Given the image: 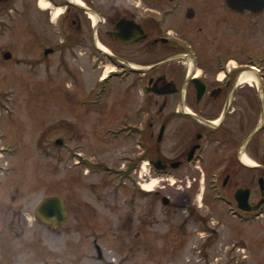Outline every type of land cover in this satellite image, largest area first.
I'll return each instance as SVG.
<instances>
[{
    "label": "flooded vegetation",
    "instance_id": "obj_1",
    "mask_svg": "<svg viewBox=\"0 0 264 264\" xmlns=\"http://www.w3.org/2000/svg\"><path fill=\"white\" fill-rule=\"evenodd\" d=\"M28 1L33 3L27 5ZM47 2L48 7L43 8L40 0H0V39L7 26L12 28V18H17V21L23 16L27 18L25 15L34 7L37 8L36 14L46 13L45 21L52 23L53 32L44 31L38 23V37L33 36L31 40L34 45L25 50L23 56L16 57L15 61L28 64L30 68L26 71L31 76L43 77L40 79L41 85L51 84L54 80L63 81L61 90L69 115L74 113L71 99L74 96L80 97V116L77 117L80 118L81 135L90 133L97 138L100 134L98 131L104 127L103 134L109 138L130 139L138 141V146H142L137 161H129L122 166L107 164L102 160L92 164L94 162L84 157L86 153L83 151V142H69L72 131L67 128L63 133L68 161L66 172L74 167L84 173L85 177L91 176L93 170L110 176L111 182L101 177L96 200L100 208L114 217H117L119 207V182L115 181L118 175L122 178L126 175L131 187L141 189V193H145L141 180L150 178L151 168L169 183H172L170 181L173 176L180 182L191 180L211 191V201L227 203L226 210L242 223H256L259 245L263 248L264 73L260 75L263 65L260 62L262 67L257 71L256 65L240 59L241 41L235 42L234 48L225 36L229 37L231 31L240 32L239 29L247 21L259 22L257 18L264 15V9L252 11L245 7L247 3H255L260 8L264 0ZM35 17L31 15V22L35 23ZM172 22L176 26L179 24L189 28L196 36L213 29L222 30L224 38L216 42L211 37L199 36L212 43L216 70L203 66L195 40L174 31ZM233 49L239 55L232 53ZM7 52V59L10 60L11 51L0 47L2 59ZM151 53L154 56L167 53L172 55L159 62L148 63L146 60L149 57L146 56ZM140 54L143 58L135 61ZM80 61L85 62L87 70L83 68L84 72L79 69ZM184 61L190 65L186 66L185 78L181 83H177L180 79L176 78L180 76L168 77L166 71L158 69L164 64L178 63L181 66L185 64ZM247 69L256 73L260 82L249 85L243 83L241 73ZM85 80L87 84H84ZM114 86H117L115 95L120 94L121 98L131 94L134 96L136 92L139 96L136 106L131 108L134 110L124 111L117 123H113L118 113L114 111L115 97L107 101ZM56 87L60 88L58 85ZM15 89L18 95L21 86ZM31 89L37 92L39 86L34 84ZM151 94L158 97L154 101L159 104L156 121L152 119ZM123 103L122 100L121 106ZM140 115L142 118L138 121L136 117L140 118ZM170 130L180 141L173 150L175 153L160 149L158 157L152 156L148 137L155 136L167 148ZM101 155L104 156L103 153ZM251 156L255 158L253 165L247 164L244 159L248 157L252 160ZM70 161L72 164H69ZM88 166L90 169L93 166V170L84 172L85 168L89 169ZM90 187L97 190L98 183L90 182ZM242 188L248 196L244 208L239 207L236 196ZM127 201L132 206L134 199L128 197ZM85 203L91 204L87 200ZM66 206L68 216L65 223L73 220L74 224L70 223L66 230L70 232L77 229L80 236L84 233L86 236V214L90 219L95 217L87 211L82 214L80 206L73 207L67 201ZM247 206L251 209H246ZM190 214L195 216V210L192 209ZM90 227L88 234H101L96 226ZM93 247L98 259L106 264L101 246L95 242ZM0 259V264H12L3 257Z\"/></svg>",
    "mask_w": 264,
    "mask_h": 264
},
{
    "label": "rangeland",
    "instance_id": "obj_2",
    "mask_svg": "<svg viewBox=\"0 0 264 264\" xmlns=\"http://www.w3.org/2000/svg\"><path fill=\"white\" fill-rule=\"evenodd\" d=\"M31 3L33 1L26 2L27 5ZM36 12L37 8L34 7L25 15L27 18L23 16L18 21L12 18V28L7 26L0 39V47L8 48L12 53L10 60L6 58L9 52L4 55L5 60L0 57V258L12 264H104L93 247L96 241L105 254L106 264H264V247L259 245L256 223H242L233 217L225 208L227 203L211 201V191L201 184L192 183L191 180L180 182L176 176L169 183L151 168L150 178L141 182L156 181V186L152 191L144 189L145 193H141V189L131 187L126 175L123 178L118 175L115 181L119 182V207L117 217H114L100 208L96 200L101 177L111 182L110 176L95 172L93 166L92 169L89 166V169H84L87 173L93 170L91 176L85 177L74 167L66 172L68 161L63 133L67 128L72 131L69 142H83L84 157L94 162L92 164L102 160L107 164L122 166L129 161H137L142 146L130 139H111L103 134L104 127L98 131L100 136L97 138L90 133L81 135L78 118L80 97L74 96L73 101L70 98L74 113L69 115L61 90L64 82L54 80L51 84L41 85L40 79L43 77L31 76L26 71L30 68L28 64L15 61L16 57L23 56L24 51L34 45L31 40L33 36L38 37V23L44 31L53 32L52 23L45 21L47 14ZM31 15H39L34 18L35 23L31 22ZM257 20L259 22L247 21L239 29L240 32L231 31L225 39L234 48V43L241 41L240 59L259 68L263 65L262 75L264 15ZM172 25L174 31L195 40L203 66L216 70L212 43L199 36L211 37L216 42L224 38L222 30L213 29L196 36L189 28L179 24L176 26L175 22ZM234 52L239 55L237 50L233 49ZM170 55L154 56L151 53L146 56L150 60L146 61L159 62ZM142 58V54L137 55L135 61ZM184 62L181 65L184 68L177 63L164 64L158 69L166 71L168 77L180 76L176 78L180 79L177 83H181L185 78L184 70L190 65ZM78 64L81 72H84L85 62ZM243 83L249 85L246 81ZM34 84L39 86V91L31 89ZM84 84H87V80ZM19 85L21 90L17 95L15 88ZM116 90L117 86H114L107 97V101L115 97L114 111L118 113L113 123L119 121L124 111L134 110L131 108L136 106L139 98L137 92L134 96L131 94L121 98L120 94L115 95ZM157 98L151 94L150 107L154 121L158 118L159 104L154 103ZM122 100L124 103L121 106ZM141 118V115L140 118L136 117L138 121ZM57 138L62 139V144L56 142ZM148 140L154 157L160 155V149L175 153L173 150L180 142L172 130L167 136V148L155 136H149ZM251 158L255 162V158ZM90 182L98 183L97 190L90 187ZM48 196L62 197L71 206H80L82 214L87 211L95 217L90 219L86 214V236L85 233L80 236L77 229L66 230L73 220L67 224L65 221L57 229L38 221L35 210ZM163 196L170 199L167 205L161 203ZM128 197H133L134 207L127 201ZM85 200L91 204H86ZM192 209L195 216L190 214ZM90 226H96L101 234H88Z\"/></svg>",
    "mask_w": 264,
    "mask_h": 264
},
{
    "label": "water",
    "instance_id": "obj_3",
    "mask_svg": "<svg viewBox=\"0 0 264 264\" xmlns=\"http://www.w3.org/2000/svg\"><path fill=\"white\" fill-rule=\"evenodd\" d=\"M257 4L255 3H247L246 4V9L247 10H252V11H260L264 9V3L262 6H259L260 8L256 7ZM9 57V54L6 55V58ZM244 188L239 189L237 192V199L239 202V207L244 208L247 204V195L244 193ZM245 194V196L243 195ZM168 197H163L162 202L163 204H168L169 203ZM250 206H247L246 209H251L249 208ZM253 208V207H252ZM68 212H67V206L65 203V200L62 197L59 196H48L45 197L42 201V203L38 206L37 208V216L38 218L45 222L50 224L52 227L57 228L60 225H62L67 218Z\"/></svg>",
    "mask_w": 264,
    "mask_h": 264
},
{
    "label": "bare ground",
    "instance_id": "obj_4",
    "mask_svg": "<svg viewBox=\"0 0 264 264\" xmlns=\"http://www.w3.org/2000/svg\"><path fill=\"white\" fill-rule=\"evenodd\" d=\"M40 5L43 8L48 7L47 0H40ZM241 79L243 81L248 82L249 84H256V83L260 82L258 75L256 73L248 70V69L241 73ZM244 159L247 162V164L253 165L254 162L250 158L245 157ZM155 186H156V181L143 182L142 183V188L147 190V191H152Z\"/></svg>",
    "mask_w": 264,
    "mask_h": 264
}]
</instances>
